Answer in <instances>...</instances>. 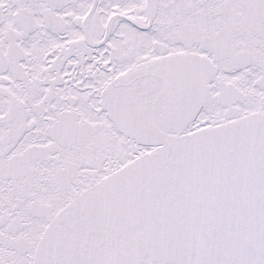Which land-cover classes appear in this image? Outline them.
Here are the masks:
<instances>
[{"label":"snow or ice","instance_id":"1","mask_svg":"<svg viewBox=\"0 0 264 264\" xmlns=\"http://www.w3.org/2000/svg\"><path fill=\"white\" fill-rule=\"evenodd\" d=\"M0 264H264V0H0Z\"/></svg>","mask_w":264,"mask_h":264}]
</instances>
